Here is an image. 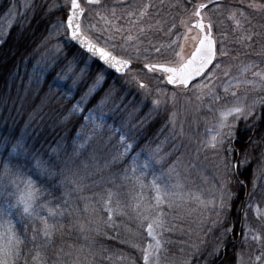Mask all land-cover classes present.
<instances>
[{
	"label": "rangeland",
	"instance_id": "rangeland-1",
	"mask_svg": "<svg viewBox=\"0 0 264 264\" xmlns=\"http://www.w3.org/2000/svg\"><path fill=\"white\" fill-rule=\"evenodd\" d=\"M137 1L141 4L151 3L154 5V7L149 9V18H153L145 20V26L149 22L156 23L157 20L162 22L163 18L159 16H166L169 14L170 17L168 20L172 18L169 20L168 27L165 29L166 32L164 33L167 36L169 35L170 38H164V41H162V38L161 40L160 38H154V43L152 40L150 41L151 44H155L157 46H167L173 40H176L178 44L185 45L186 50L190 49L191 41L190 39L185 41V30L180 27V20L188 19L192 5L196 4V2L191 0L190 2H187L186 0H163V4L161 5V0ZM235 1L238 4L242 3L241 0ZM39 2L40 0H0V42L4 39L7 33L10 32L11 28L15 26V24L20 21H29L25 20V16L28 14L30 19V12L34 10L35 4ZM220 3H222L221 0ZM64 5L66 6V3ZM90 7L85 9L87 10ZM111 7L112 6H109V8ZM121 8L125 7H117L118 15L120 14ZM221 8L222 4H220L219 9L216 4L206 8L204 10L206 14L205 20H207V16L209 17L211 12L218 13ZM227 9H230V7L223 8L221 15ZM232 11H243L251 20V25L245 24L243 31L234 30V22L230 20V22L227 21L222 23L221 21L224 22L225 20L222 19L221 15L217 18L218 22L213 23V30L215 33L214 37L217 38L219 51L221 48V38L224 39L223 47L227 51V56H225L222 60L215 61L214 63L220 62L221 69L229 70V76L225 77L222 70H215L214 75L216 79L211 82V86L221 96L226 95L224 92V87L226 86L228 87L229 93L236 91L246 109L245 114H247L249 107L254 102H257L256 106L251 108L252 115L248 118L257 119V110L261 105L258 101L264 100V87H253L252 85H246L244 83H240L237 87L235 80H232L231 84L228 82L231 78H237L239 80L253 79L251 71L244 75L240 74V69L244 65L254 63L257 65V68L253 69V71L264 70V29H261V26H264V23L258 22V19H256H263L264 13H259L255 10H245L244 7L240 5L239 7H236V10L233 9ZM95 12L96 11L94 9L89 10L88 15L92 17ZM102 13L108 14L105 9H102ZM237 18L240 17L238 16ZM120 23L122 27L125 26L122 20ZM173 23L177 25V28L173 29V32L169 33L168 29ZM241 23H244V21L241 20ZM57 24L58 23L56 21L53 22L47 30L45 38H48L47 42H50L51 40L52 45L50 49L42 55V65L40 66V60L38 58L37 65L20 73V79L24 78L25 82L32 86L30 88L31 91L27 92V88V90L23 92L25 95L26 93L27 95L37 93L38 87H41L43 84L44 76L50 68L45 67V64L49 61L51 65H54L55 62H52L50 58L57 60L59 53L58 49L60 48V36L64 33V31H62L63 27H55ZM85 25H89L88 21L83 20L82 26ZM104 26L105 23L103 24V27ZM159 26L154 24L153 28H157ZM96 28L99 29L100 27L97 26ZM251 33H259V36H253L252 41H245L243 44L238 42L240 36ZM192 35H195V32L189 33V38ZM148 40L149 39L143 38V43L141 44L142 55L144 54L143 49L149 46ZM117 43H122V41H118ZM228 49L231 51H228ZM162 50H164L167 54L166 57H160L153 54L150 55L148 60L145 62L152 61L153 57H156L153 62L170 58V50L167 47L162 48ZM149 51H151V49H149ZM230 52H233L232 58L228 56ZM250 56H254L251 61L248 60ZM61 66L59 65V67ZM43 67L45 68L43 69ZM132 70L135 72L134 69ZM140 71L145 73L142 68ZM141 72L138 71L137 73ZM150 77L148 78L150 79ZM144 81L145 77L141 79L142 83H144ZM204 83H208L207 77L200 78L190 87V89H184L185 92L181 91V88H168L164 84L159 85L162 91L168 94L169 99L166 105H161V107L155 111L152 110L151 100L164 99V97L154 94L148 101L142 103V94L137 91V88L134 85H122L125 89L131 88L134 90L131 97L136 96L138 98V105L134 108L131 107V98L127 101H124L121 98L112 101L109 99L110 97L105 99L106 95H104L102 99L104 100V103L101 105V100L90 109H96L97 106L100 105V109L94 114L98 116L99 111L102 110L105 114L106 124L111 126V130L106 127L103 133H95L93 138L85 143L88 136L92 135L91 125L88 124L87 127L83 128L84 135L80 138H77V133L81 132L82 126L87 124L84 117L88 116V110L90 109L85 108L91 98L87 97V102L80 105L82 111L73 115L75 117H79L80 119V128L77 125V130L72 137L74 150H67V152L62 150L61 132H57V135L55 136V157L58 160H62L66 171L69 169L71 172H77L81 166V169L85 173V177H87V167L85 165L86 160H95L97 163H100L101 154L103 155V161L108 168L114 166L115 176L118 172L117 164L122 166L120 171L122 175L117 176L116 179L121 188H123V192L118 189L115 192H112L108 189L103 195V200H100L105 208L104 202L108 200L109 192L113 193L114 195L111 199V207L114 210L113 214L116 215L121 212H125L129 206H131V215L137 218L138 222L143 226L145 232L143 249L146 248L148 244L155 243V241L147 235V224L151 222V219L145 221L143 217L149 216L150 218H155L159 213H163L161 217L163 221L162 225H154V235L160 240L161 248L158 252L154 253L153 257L150 258L149 264H189V259L192 255L189 257V255L183 256L179 254L188 246V244H190L194 251L197 252L195 253V259L199 258L200 253L198 252L199 250L196 249V236L199 231H204L205 237L210 235V242L213 243L214 241L216 245L213 247V250L219 247L220 252H224L228 243L235 242V238L233 237L231 231L229 232V239L222 244L218 243L221 236H226L224 235L226 229H233V227H229V225L223 227L227 221L221 222V209L218 207L221 195L220 189L226 182L227 171L231 169L233 162L229 160L223 164L222 157L227 154V152L223 150L217 151L200 147L203 141L209 139V130L213 129L218 122V110H223L225 107L223 104L211 103L210 97L207 94L208 89H204L202 92L196 89V85ZM257 83L259 82L257 81ZM91 85V79L76 81L75 74L69 72L66 67L64 70H61L60 75L55 74L52 77L48 84L46 96H53L56 102L64 99H71L72 103L69 105L67 111L68 114L72 106L76 105L77 102L81 100V97L88 92ZM111 87H114L115 91L119 89V86L113 83L109 84V88ZM149 87L155 89V86ZM173 92L176 93L174 104L170 99ZM198 96L200 99L197 98ZM233 103L234 102L229 95L227 106H232ZM43 105L44 99L40 101L38 106ZM209 106L212 107V111L208 110ZM52 107L53 105L51 106L50 111L52 110ZM139 111H141L140 115L138 113ZM37 114L39 117L41 112H38ZM173 114H175V116H173ZM155 115H160L156 119V127L151 131H147L146 125L149 121L154 120L153 116ZM242 120L244 119L240 118L237 120L234 117H228L227 122L229 124H235L236 127ZM69 125L70 124L68 123L61 124L59 128L64 130ZM116 129H119V131H115ZM121 135L125 136L127 143L131 144L135 149L132 155L140 152L143 153L140 157V164H143L149 156H152L154 160L159 161V163L155 164L153 167L143 170V188H141L132 178L131 156L117 158L119 153L123 152V145L120 142ZM81 144L84 145L82 148L80 147ZM228 146L229 143L224 145V147ZM65 153L66 157L64 158ZM225 163L228 164L227 169L224 166ZM217 168L218 170L216 171ZM170 169H174L171 179L168 175ZM261 172L262 174L259 175L257 173V176L254 178L255 186L256 182L261 180L260 186L254 188L253 184H251V189L248 188V193L250 194L258 188L257 195L259 192H262L263 197L260 199L251 197L248 201V205L245 204V212L241 213L243 214L244 220L238 240L242 238V241L245 244V251L249 250L255 243L260 241H263L264 243V221H261L264 220V169H262ZM161 173L165 174L164 180L169 184H176L177 180H179V182L183 184L182 191L184 193H195L199 195L200 199L206 202L205 206H201L198 202L193 201L185 195L183 200L179 198L170 199L167 200L165 204L161 205L159 209L152 208L150 211H145L149 205L155 204V192L152 190L150 182L153 180L154 176H159ZM140 175L141 170H138L136 172V176ZM90 180L93 183H98L99 181L98 178H90ZM158 183L162 184L160 181H158ZM131 191L135 196L133 202L134 205L128 204V198L131 196ZM212 202L216 205L215 207ZM169 203L172 205L171 207H168ZM137 205H139V207H137ZM190 219L193 220L192 222H194L196 226H199V229L197 228L198 230L190 229L188 231L184 226H180L182 222L189 221ZM254 223L255 226H253ZM245 233H247V238ZM253 236H258L259 239H253ZM259 247L262 248L261 245ZM190 253L194 254L193 252ZM252 253L254 254V260H260V264H264L262 249L257 250L254 248ZM261 256L263 257L260 259ZM141 257L145 264L143 251ZM257 257H259V259H257ZM219 260L220 258H217L215 263L217 264Z\"/></svg>",
	"mask_w": 264,
	"mask_h": 264
},
{
	"label": "snow or ice",
	"instance_id": "snow-or-ice-1",
	"mask_svg": "<svg viewBox=\"0 0 264 264\" xmlns=\"http://www.w3.org/2000/svg\"><path fill=\"white\" fill-rule=\"evenodd\" d=\"M187 2H190V0H187ZM212 3H215L219 9L220 0H208V4ZM86 4L105 9L113 19L109 21L106 16L97 12L96 15L105 21L104 27L97 29L95 25L91 24L82 26L81 17L86 9L81 6L79 0H70V11L66 17V24L61 21L55 26L56 28L63 27L65 29L63 33L64 47L59 48L58 52L62 54L63 60L67 61L66 67L69 72L75 74L76 81L92 80L88 92L81 97L76 105L72 106L64 119L68 120L77 112L82 111L80 105L86 103V98L91 97L109 79L113 80V84L119 82L122 85H134L137 91L142 94V103L148 101L154 94L164 97V99L151 100L152 110L155 111L161 105H166L169 99L168 94L159 87L160 81L176 88L186 89L197 78L207 77L208 83L198 84L196 89L200 92L208 89L207 94L211 103L223 104L225 107L223 110H218V122L213 129L209 130V139L203 141L200 147L217 151L223 150L228 153L233 152L234 149L230 146V142L235 139V124H229L227 122L228 117H234L237 120L243 118L246 121L252 115L251 108H254L257 102H254L245 114L246 109L236 91L229 93L226 86L224 87L226 95L221 96L211 86V82L216 79L215 70H222L225 77L229 76V70L221 69L220 62L214 63L227 56V51L223 47L224 39L221 38V48L218 53L217 38L213 35L211 18L207 17L208 22L205 23L206 14L204 10L208 7V4L197 3L192 5L188 19L180 20V27L185 30V41L189 39L191 41L190 49L186 50L185 45L178 44L176 40H173L167 46H157L149 42V46L143 49V55L141 54L143 38L154 27L153 24L145 26L144 21L149 19V9L154 5L144 3L141 7L133 0H111V8L104 0H86ZM162 4L163 0H161ZM118 5H126L125 8L120 9L119 15L117 14ZM248 7L259 13H264V4L253 2ZM238 16L240 18H237ZM228 19L234 22V30L243 31L245 24L251 25V20L243 11H232ZM121 20L125 25L123 27L115 23V21ZM241 20L244 23H241ZM191 21L195 22L192 23ZM159 24L160 21L157 20L156 25ZM176 28L177 25L173 23L168 29L169 33ZM193 32H195V35L189 38L188 34ZM253 36H259V33L242 35L239 37L238 42L243 44L245 41H252ZM118 41H122V43H117ZM164 47L170 50V58H165L162 61L145 62L153 54L166 57L167 54L162 51ZM134 62L136 65H142L143 71L152 74L150 79L157 81L155 89L141 82L139 73L132 70ZM256 68V64L250 63L240 69L241 75L251 71L252 80L231 78L228 83L231 84L232 80H235L237 87L240 83L252 85L253 87H264V70L253 71ZM114 91V87L109 88L105 99L112 96ZM229 95L234 102L232 106H227ZM197 98L200 99L199 96ZM170 99L174 104L175 92H173ZM103 103L104 100L101 101V105ZM258 103L264 105V100H260ZM99 109L100 105L96 109L88 110V116L84 117L87 124L82 126L81 132L77 133V138H80L84 135L83 128L87 127L88 124L91 125L92 135L88 136L85 143L91 140L95 133H103L106 127L111 130V126L106 124L105 114L102 110L99 111L98 116L94 114ZM208 110L212 111L213 109L209 106ZM115 131L118 132L119 129ZM120 142L123 145V152L119 153L117 158L131 156L132 178L143 188V170L153 167L159 161L149 156L143 164H140V157L143 153L132 155L135 149L127 143L126 137L123 135L120 136ZM226 143H229L228 147H224ZM8 145H10V150ZM83 146V144L80 145L81 148ZM0 150H2L0 151V264H50L47 250L54 243L53 237L58 230L65 227L61 221L66 216L71 218L74 215V210L71 209L68 199H45V197L53 194L49 187L50 178L63 175V171H53L55 167L53 158L23 137L0 141ZM224 166L226 169L228 168L227 163ZM138 170H141L140 176H136ZM173 172L174 169L169 170L170 179ZM164 176L165 174L161 173L159 176H154L150 182L151 188L155 192V204L149 205L145 211H150L152 208L159 209L161 205L170 199L179 198L183 200L185 195L201 206H205L206 202L201 200L199 195L184 193L182 191L183 184L179 180L176 184H169L164 180ZM227 183H230V181H226L220 189L221 195L218 207L221 210L227 207L226 201L231 198L230 193L227 191ZM253 187L255 188V181H253ZM113 195L109 192L108 200L104 202L109 221L112 220L114 211L111 207ZM212 203L215 207L214 202ZM53 205L55 206L53 207ZM171 206L169 203L168 207ZM162 215L163 213H159L155 218L143 217L145 221L151 219V222L147 224V235L155 241L154 244H148L146 248L142 249L145 264H149L150 258L161 248L160 240L154 235V225H162ZM50 221L52 222L50 223ZM69 227L71 228V225ZM79 227L81 231L85 230L83 224H80ZM231 231L230 228L226 229L225 235ZM245 236L247 238V233H245ZM253 239H259V237L253 236ZM131 246L138 247V245ZM24 248H28V252H24ZM214 254L219 255L220 249H215ZM70 255L71 253H63V250L60 249L57 251L56 259L63 260L64 257Z\"/></svg>",
	"mask_w": 264,
	"mask_h": 264
},
{
	"label": "trees",
	"instance_id": "trees-1",
	"mask_svg": "<svg viewBox=\"0 0 264 264\" xmlns=\"http://www.w3.org/2000/svg\"><path fill=\"white\" fill-rule=\"evenodd\" d=\"M60 1L63 0H45L37 3L29 21L24 22L21 26H15L9 36L0 44V141L23 137L53 158L55 163L53 171H63V175L50 178L49 187L53 194L45 197V199H68L71 209L74 210V215L71 218L66 216L61 221L65 227L58 230L53 237L54 243L47 250L50 264H144L141 257L145 241L143 226L136 217L131 215L130 208L121 212L123 214H113L112 220L109 221L108 212L100 200H103V195L108 189L112 192L117 189L123 192V188L116 179L117 176L122 175L120 172L122 166L117 164L118 172L115 176L114 166L108 168L101 154L100 163L95 160H86L87 177H85L81 166L77 172H71L69 169L66 171L62 160L55 157V136L57 132H61L62 150L65 152L74 150L72 137L77 130V125L80 128V119L75 116L68 120L64 119L72 100L64 99L56 102L53 96H46L48 84L54 75L53 72L45 76L37 93L23 94L27 88V92L31 91L30 88L32 87L25 82L24 78L20 79L23 63L28 60L29 64L25 66L27 69L37 65L36 60L40 56L39 46L44 44L45 51L50 47L51 41L47 42L48 38L45 36L50 24L63 11L59 7L62 3ZM191 1L197 2L198 0ZM226 1L232 2L231 0H221V2ZM242 1L264 4V0ZM54 5H57L58 9L51 12ZM235 5L239 4L236 3ZM245 8L247 7L245 6ZM230 12L229 10L224 15L229 17ZM259 22L264 23V18H260ZM261 29H264V26H261ZM253 58L254 56H250L248 60L251 61ZM65 62L67 64V61ZM66 64L61 67V70L66 68ZM139 76L140 80L145 77L144 83L149 86L157 85V81L148 78L152 74L144 73V75L139 74ZM162 82L160 81L159 85H162ZM109 83L108 81L93 93L85 109L91 108L103 99L109 90L107 88ZM115 84L120 88L114 91V94L109 98L110 100L121 98L127 101L131 98V107L134 108L138 105V98L136 96L131 97V94L134 93L133 89H125L119 82ZM43 99L44 105L38 106ZM38 112H41L39 117ZM140 112H138L139 115ZM257 115V119L251 118L237 125L234 132L235 139L230 142L234 151L227 152L222 157L223 164L229 160L236 163L235 167L232 165L231 169L227 171L226 181H230L227 183V191L231 198L226 201L227 207L221 210V222L227 221L223 227L228 225L233 227L232 235L235 242L230 243L225 251L217 257L214 254L215 249L213 250V247L216 246L215 242H210V235L205 237L204 231H199L196 236V249L199 250L200 257L195 259L197 252L190 244L179 253L183 256L189 255V257L192 255L190 259L188 257L189 264H215L217 258H220L217 264H260V260L253 259L252 251L254 248L262 249L264 256L263 241L253 244L249 250L245 251L242 238L238 240L244 220L241 213L245 212V206L248 205L251 197L256 199L263 197L262 192L257 195L258 188L251 192L248 198L244 196L245 189L247 191L248 188L251 189L250 185L255 181V176L257 173L262 174L261 171L264 169V105L259 106ZM159 116H153L154 120L147 123V131L155 129L156 119ZM65 123L70 125L64 130L59 128L61 124ZM246 125H249L248 128ZM8 147L10 150V145ZM90 178H98L99 181L93 183ZM260 182L261 180L257 181L255 187H259ZM52 186L56 187L53 188ZM128 204H131V196ZM80 224L85 226L84 231L80 230ZM191 226L192 228L196 227L194 224ZM229 238L230 234L227 233L225 237L219 238L218 243L222 244ZM131 245H138V247L134 248ZM260 245L262 248L259 247ZM60 249L63 250V253H71V255L64 257L63 260H57V251ZM23 251L28 252V248H24Z\"/></svg>",
	"mask_w": 264,
	"mask_h": 264
},
{
	"label": "water",
	"instance_id": "water-1",
	"mask_svg": "<svg viewBox=\"0 0 264 264\" xmlns=\"http://www.w3.org/2000/svg\"><path fill=\"white\" fill-rule=\"evenodd\" d=\"M69 11H70V9H69ZM194 22H195V21H194ZM194 22H193V23H194ZM172 86H173V85H172Z\"/></svg>",
	"mask_w": 264,
	"mask_h": 264
}]
</instances>
